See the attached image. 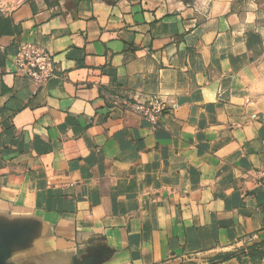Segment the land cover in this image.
Returning a JSON list of instances; mask_svg holds the SVG:
<instances>
[{
	"label": "crops",
	"instance_id": "1",
	"mask_svg": "<svg viewBox=\"0 0 264 264\" xmlns=\"http://www.w3.org/2000/svg\"><path fill=\"white\" fill-rule=\"evenodd\" d=\"M0 0V223L15 264H264V0ZM54 55L45 87L21 42ZM160 95L157 124L125 103Z\"/></svg>",
	"mask_w": 264,
	"mask_h": 264
},
{
	"label": "built area",
	"instance_id": "2",
	"mask_svg": "<svg viewBox=\"0 0 264 264\" xmlns=\"http://www.w3.org/2000/svg\"><path fill=\"white\" fill-rule=\"evenodd\" d=\"M25 0H16L20 4ZM9 2V1H8ZM15 71L31 78L38 87H45L56 75V62L52 52L35 42H21L12 59ZM128 108L157 124L160 116L168 110L167 102L158 95L136 98L133 103H125Z\"/></svg>",
	"mask_w": 264,
	"mask_h": 264
},
{
	"label": "water",
	"instance_id": "3",
	"mask_svg": "<svg viewBox=\"0 0 264 264\" xmlns=\"http://www.w3.org/2000/svg\"><path fill=\"white\" fill-rule=\"evenodd\" d=\"M31 235V226L26 223H0V264H15L10 259L16 246H25ZM97 254L83 256L75 264H94Z\"/></svg>",
	"mask_w": 264,
	"mask_h": 264
},
{
	"label": "rangeland",
	"instance_id": "4",
	"mask_svg": "<svg viewBox=\"0 0 264 264\" xmlns=\"http://www.w3.org/2000/svg\"><path fill=\"white\" fill-rule=\"evenodd\" d=\"M6 1H10V0H6ZM150 96V95H149ZM158 96H160V95H158ZM141 97V95L140 96H138V97H135V100H136V98H140ZM161 97V96H160ZM162 99H164L163 97H161ZM165 100V99H164ZM166 101V100H165ZM167 102V101H166ZM168 105V104H167ZM169 107V106H168Z\"/></svg>",
	"mask_w": 264,
	"mask_h": 264
}]
</instances>
